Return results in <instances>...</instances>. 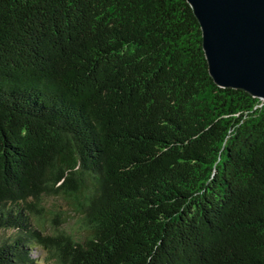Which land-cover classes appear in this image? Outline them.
<instances>
[{
	"label": "trees",
	"instance_id": "trees-1",
	"mask_svg": "<svg viewBox=\"0 0 264 264\" xmlns=\"http://www.w3.org/2000/svg\"><path fill=\"white\" fill-rule=\"evenodd\" d=\"M203 44L187 0H0V264H264V101Z\"/></svg>",
	"mask_w": 264,
	"mask_h": 264
},
{
	"label": "water",
	"instance_id": "water-1",
	"mask_svg": "<svg viewBox=\"0 0 264 264\" xmlns=\"http://www.w3.org/2000/svg\"><path fill=\"white\" fill-rule=\"evenodd\" d=\"M187 1L200 23L216 85L264 101V0Z\"/></svg>",
	"mask_w": 264,
	"mask_h": 264
},
{
	"label": "rangeland",
	"instance_id": "rangeland-1",
	"mask_svg": "<svg viewBox=\"0 0 264 264\" xmlns=\"http://www.w3.org/2000/svg\"><path fill=\"white\" fill-rule=\"evenodd\" d=\"M51 203H54V202L51 200ZM78 222H79V215L77 213H74V214L70 215L69 221L67 222V226L66 227L67 228L72 227V229L73 228L77 229V228H79ZM78 232H79V230H78ZM35 256H37V255H35Z\"/></svg>",
	"mask_w": 264,
	"mask_h": 264
}]
</instances>
